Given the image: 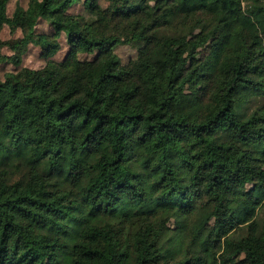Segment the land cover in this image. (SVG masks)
Segmentation results:
<instances>
[{"label": "trees", "instance_id": "trees-1", "mask_svg": "<svg viewBox=\"0 0 264 264\" xmlns=\"http://www.w3.org/2000/svg\"><path fill=\"white\" fill-rule=\"evenodd\" d=\"M10 1L0 264H264V0Z\"/></svg>", "mask_w": 264, "mask_h": 264}, {"label": "rangeland", "instance_id": "rangeland-1", "mask_svg": "<svg viewBox=\"0 0 264 264\" xmlns=\"http://www.w3.org/2000/svg\"><path fill=\"white\" fill-rule=\"evenodd\" d=\"M133 2H136V0ZM100 3L104 7L108 6V3L105 2L104 0H101ZM26 5H27V0H11L7 6L8 16L12 15V13L14 12V10L17 6H21L24 8V7H26ZM68 13L72 14V15H81V14H83L82 6L81 5H75L69 9ZM38 32L50 33L51 29H50V27L47 26V24H44L41 22L38 25ZM0 37H1L2 41H9V40H14L16 38H20L21 33L19 31H17L16 34L12 35L10 33L9 28L4 27L1 31ZM60 43H61L60 51L56 55H54L52 58L55 61H62L68 52V48H67L63 39H60ZM115 52L118 55V57L120 58L122 64H126L129 60L135 58V56L137 54L136 48L131 47V46H125V45L124 46H118L115 49ZM11 54L12 53L7 48H1L0 47V55H11ZM93 58H94L93 56H88V55H81L80 56V59H84V60H86V59L92 60ZM45 64H46V59L43 57V53H42L41 49L38 46L29 45L26 54L23 56L22 63H21L20 67L29 68L32 70H37V69H41L42 67H44ZM17 70H19V69L15 68L13 65L0 63V77L1 78L4 76L5 73L17 71ZM6 264H18V263L15 260L10 259L6 262Z\"/></svg>", "mask_w": 264, "mask_h": 264}]
</instances>
